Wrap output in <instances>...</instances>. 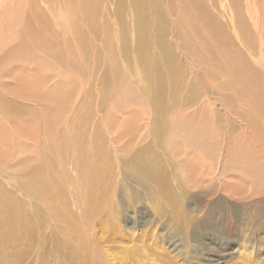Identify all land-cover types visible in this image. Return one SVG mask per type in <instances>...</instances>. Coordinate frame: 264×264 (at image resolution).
<instances>
[{"label": "rangeland", "instance_id": "obj_1", "mask_svg": "<svg viewBox=\"0 0 264 264\" xmlns=\"http://www.w3.org/2000/svg\"><path fill=\"white\" fill-rule=\"evenodd\" d=\"M79 1L0 0L7 264H264V0Z\"/></svg>", "mask_w": 264, "mask_h": 264}, {"label": "bare ground", "instance_id": "obj_2", "mask_svg": "<svg viewBox=\"0 0 264 264\" xmlns=\"http://www.w3.org/2000/svg\"><path fill=\"white\" fill-rule=\"evenodd\" d=\"M83 3L84 4L83 7H81V11L86 17H88L89 11L93 9L92 1L84 0ZM137 5L140 6V3L137 2ZM206 20L208 22L211 21L209 15L206 16ZM142 47L143 42L139 44L138 48L141 50ZM147 55H153V53L151 52ZM14 204L15 203L11 199L9 190L6 189L4 185L0 184V264H7L8 257H13V253H8L6 251V246L10 241H12L11 244H16L20 239H26L27 241H29L33 239V236L31 235L35 232V227L29 225L26 222L22 207L15 206ZM24 231L26 232V234H23ZM17 232H21V234H17Z\"/></svg>", "mask_w": 264, "mask_h": 264}]
</instances>
